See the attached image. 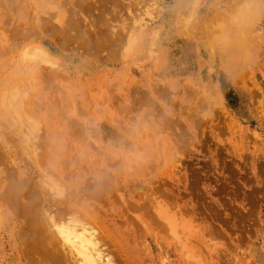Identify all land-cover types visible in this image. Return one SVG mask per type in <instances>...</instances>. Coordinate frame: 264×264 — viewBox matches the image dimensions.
<instances>
[{"label":"rangeland","instance_id":"374dc122","mask_svg":"<svg viewBox=\"0 0 264 264\" xmlns=\"http://www.w3.org/2000/svg\"><path fill=\"white\" fill-rule=\"evenodd\" d=\"M31 41L59 59L23 90L37 160L103 223L116 261L264 264V0H0V89ZM18 142L0 119L24 160ZM157 186L176 237L149 220Z\"/></svg>","mask_w":264,"mask_h":264},{"label":"bare ground","instance_id":"6f19581e","mask_svg":"<svg viewBox=\"0 0 264 264\" xmlns=\"http://www.w3.org/2000/svg\"><path fill=\"white\" fill-rule=\"evenodd\" d=\"M253 6L254 5H252L250 9ZM194 12H195L194 9H192L191 15ZM189 20H191V18H189ZM240 30L242 29L240 28ZM242 34L243 31L240 32V35ZM234 37L235 36H233L232 38ZM136 38H137L136 36L130 35L128 40L127 53L129 54L130 57L133 56L135 57L136 54V50H137ZM241 38H243V36L237 37V39L235 38L234 42L236 43V40L238 42L239 39V42L241 41L240 43L238 42L239 45H241V43L243 45L244 39L241 40ZM239 47L242 48L244 46H239ZM241 48L239 49L241 50ZM223 50L225 52V48H223ZM237 50L235 54L237 53ZM240 50H238V53L241 55V52H239ZM228 54L230 53H227V55ZM232 54L233 53L231 52V56ZM17 56H18L17 59L14 60L13 62L14 66L12 67L15 69L14 73L8 76L7 83H5L4 87L0 89V119L3 121V123L6 124L8 128L12 130V132L17 133V135L19 136V142H18L19 144L15 145V146L19 145L18 146L19 148L16 147L19 149V151L17 150L18 152L15 151V153L17 152L19 153V155L24 156L22 157L24 158V160L19 158L17 159L14 157V155L9 156L10 149H7V146L0 144L1 147L0 149L2 150L4 149L3 151H5V153H7L8 155L7 161L3 162V160L0 159L1 160L0 165H2L0 171V264H120L119 263L120 261L121 263H124L123 260H120L122 257L119 259V256H117L119 259L118 261H116V258H113L114 253L112 254L111 248L114 246L111 247L112 243L109 239L110 235L108 234L107 229L103 226V223L99 221V219L95 216L94 212L92 210H89L88 207L79 206L80 204L76 200L77 198L74 195L73 198L72 192L70 191L71 193L70 192L68 193L69 188L71 186L68 185L66 187L65 186L66 184L64 183V180L62 178H55L54 176H52L54 174V173L51 174L53 169L52 170H49V168L46 169L47 168L46 165H44L43 168V166L41 165L42 162H40L41 160L39 162H38L39 159L37 160V155H38L37 149L34 143L31 142L32 140L31 125L34 123L29 118H26L24 114V110H23L24 103H22V98L23 96H26L24 93L27 91V88L31 90L33 84L37 81L38 77L36 76L37 75L36 72L43 67L44 69L50 68V70L55 68L59 69V65H58L59 59L56 56H54L47 47H45L42 43L38 41H31L29 44L22 46ZM25 86H27V88ZM24 89L25 92L23 93ZM21 91H22V96H20ZM108 116H110L109 121L112 120V123L117 121L118 123L117 119L113 121L115 117H113L112 119L111 114H109ZM222 117H224V115ZM29 120L32 123L31 125L29 124L30 123ZM79 127L73 126L72 128H75L76 130ZM80 128L76 132L83 130ZM2 157L5 158L7 156L4 157V153H3ZM39 158L41 159V157ZM39 163L41 166H39ZM107 176H104V179L103 178L101 179L102 182H104L103 180H105L106 177L105 183H103L105 185L107 179H111L110 178L111 176L110 177ZM112 182L113 181H111V183ZM87 183L88 182H86L85 185H87ZM95 184L97 185V181H95ZM103 184L101 185L103 189L102 188L100 189L99 183H98L99 186L97 185V188L96 186H94L95 190L92 187L93 188L92 191L95 192L91 193V197L92 196L94 197L96 193L99 194L98 191L105 190ZM65 187L68 188V191L66 190ZM108 187L110 186H106V188ZM155 189L156 187L154 188L153 193L155 191L158 192L157 190H159L160 187H158L157 190ZM79 190L78 192L81 193ZM116 191L118 190L116 189ZM75 192L73 194H75ZM79 193L77 194V197L79 196ZM87 193L89 194V190L87 191ZM88 194L86 195V201H88L87 196L88 199L90 198L89 196L90 194L89 195ZM158 194L161 195L160 190ZM163 194L164 193H162L161 195L163 196V198H161V196H158L162 200L164 199L165 196ZM166 197L167 196H165L164 202L167 203L168 205V201H169L168 198H171V196L169 195L167 197V201H166ZM94 198H96V196ZM121 199L124 200L125 197L124 199L123 197ZM157 199H155L154 201H156V203L158 204L159 200L157 201ZM164 202L163 203L161 202L162 204H164V207L162 206L161 209L164 212L165 210L169 211L172 202L171 203L169 202L170 203L168 205L169 207ZM143 204L145 206L146 203L144 202ZM131 205L132 204H130V207H128L130 210L133 207V205L132 206ZM135 206L133 207L132 211L136 209ZM142 206L141 204L140 206H137L136 211H138V207L142 208ZM146 206L149 207L148 203ZM160 206L161 204L156 208L155 214H153L154 211L151 209V207H149L151 211L147 209L150 212L153 211L149 220L155 218L156 222H158V220H160V222L162 221V225L160 226L164 225V229H166L167 226L168 228L166 230H168L170 233L172 232V235L175 234L174 236L176 237L177 236L176 232L178 233V231H180L181 229L180 230L177 229L176 226L175 227L176 232L175 229L174 231H172L174 227L173 226L174 223L172 222V219L174 217L171 218L169 215H167L171 211H169L168 213H166L167 212L166 211L165 214L161 209H158L160 208ZM141 208H139V212L143 213V211H140ZM167 208H169V210ZM143 215L146 216L145 214ZM157 215L158 217H160V219L157 217ZM146 217L147 219L149 218V216ZM137 218H134L135 219L134 224H136L137 220H139ZM161 218H163L165 223L163 222V220H161ZM155 219H153V221ZM160 222H158V224ZM139 223L142 224L141 221ZM180 223L183 224V222ZM136 225H138V223ZM180 225L178 226L180 227ZM185 226L186 225H184L183 228H186ZM169 229H171V231ZM115 254L117 255V252H115Z\"/></svg>","mask_w":264,"mask_h":264}]
</instances>
